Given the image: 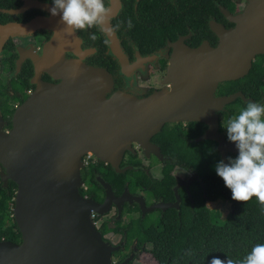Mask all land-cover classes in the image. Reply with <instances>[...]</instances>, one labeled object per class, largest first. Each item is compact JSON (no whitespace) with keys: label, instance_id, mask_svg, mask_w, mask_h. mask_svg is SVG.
<instances>
[{"label":"flooded vegetation","instance_id":"obj_1","mask_svg":"<svg viewBox=\"0 0 264 264\" xmlns=\"http://www.w3.org/2000/svg\"><path fill=\"white\" fill-rule=\"evenodd\" d=\"M104 2L111 9L108 32L99 28L80 31L66 28L62 13L51 14L53 0H0L1 131H10L17 108L32 96L39 84L62 83L68 75L79 72L81 65L108 72L113 81L108 97L115 92H125L145 98L170 90L175 80L171 72L175 56L188 58L183 50L197 49L203 44L219 48V24L226 28L237 27L249 0ZM6 27L8 31L4 30ZM92 34L97 36L96 40L90 38ZM105 39L109 44L104 43ZM262 55L264 53L256 54L253 62ZM228 81L232 80L223 82ZM221 83L215 89L216 98L243 92L240 88L222 92ZM263 91L260 90L259 99L243 93L248 101L260 103ZM248 101L238 97L226 105L239 107ZM216 113L221 122L222 111ZM207 128L206 122L197 120L165 122L152 136V144L143 147L133 142L118 167L100 160L93 152L85 154L81 194L92 199L101 210L108 190L111 191L108 210L94 211L92 217L104 240L120 246L112 253L113 264L124 261L131 253H135V257L130 264L142 254H151L150 244L141 238V233L152 228L155 232L164 231L161 227L167 225L170 216L181 219L182 212L189 213L196 204L219 210L212 205L219 196L210 198L205 176L191 165L173 163L174 155L202 150L189 148L188 143L197 141ZM205 140L211 139L201 141ZM87 155L88 164L84 161ZM232 155L238 154L229 152L228 160L229 156L234 157ZM0 179L4 184L1 174ZM128 231L140 234L129 237Z\"/></svg>","mask_w":264,"mask_h":264},{"label":"water","instance_id":"obj_2","mask_svg":"<svg viewBox=\"0 0 264 264\" xmlns=\"http://www.w3.org/2000/svg\"><path fill=\"white\" fill-rule=\"evenodd\" d=\"M238 22L235 28L219 24V48L203 44L183 50L188 58L176 55L172 88L145 98L108 97V72L83 65L62 83L39 84L17 108L10 131L0 130V174L4 184H17L13 217L22 234L21 242L0 241V264H113L120 246L104 240L92 217L108 210L111 191L101 210L80 191L88 152L118 167L133 142L152 144L165 122L197 120L208 124L197 141H217L226 163L229 152L238 154L220 132L216 112L238 97L250 99L241 91L219 98L214 92L218 83L246 76L256 54L264 53V0H249Z\"/></svg>","mask_w":264,"mask_h":264},{"label":"trees","instance_id":"obj_3","mask_svg":"<svg viewBox=\"0 0 264 264\" xmlns=\"http://www.w3.org/2000/svg\"><path fill=\"white\" fill-rule=\"evenodd\" d=\"M238 88L256 99L261 98L260 90L264 89V55L253 62L245 77L220 84V89L225 93ZM246 104L243 103L239 107L226 105L222 111L220 131L224 132L226 137L227 130L224 125L230 118L239 114ZM260 104H264V96ZM188 144L189 148L202 150L174 155L173 163L191 165L205 176L210 198L219 196L229 202L230 214L239 218L246 226L245 237L235 245L227 223L222 221L220 210L196 204L189 213L182 212L181 219H172L170 216L167 225L161 227L164 231L155 232L153 228L148 229L146 233H141V238L150 244V252L158 264H212L213 258L242 260L255 244L264 243V204L256 197L247 202L232 199L231 190L225 186L215 170V166L223 161L215 141L192 140ZM232 156L235 158L237 155ZM16 190L17 184L14 181L4 185L0 179V239L20 242L22 234L12 216ZM136 234L140 233L128 231L129 237Z\"/></svg>","mask_w":264,"mask_h":264},{"label":"clouds","instance_id":"obj_4","mask_svg":"<svg viewBox=\"0 0 264 264\" xmlns=\"http://www.w3.org/2000/svg\"><path fill=\"white\" fill-rule=\"evenodd\" d=\"M53 5L51 14L62 13V22L70 30L99 28L110 31L107 25L111 9L104 0H53ZM132 26L129 20L128 27ZM90 38L96 40L97 36L92 34ZM109 42L104 40L106 45ZM224 127L228 140L235 143L238 155L229 157L228 163L220 161L215 166L217 175L231 190L233 200L247 202L256 197L264 204V104L248 101ZM212 264H264V243L255 244L242 260L213 258Z\"/></svg>","mask_w":264,"mask_h":264},{"label":"rangeland","instance_id":"obj_5","mask_svg":"<svg viewBox=\"0 0 264 264\" xmlns=\"http://www.w3.org/2000/svg\"><path fill=\"white\" fill-rule=\"evenodd\" d=\"M212 205L219 208L222 221L227 223L228 229L233 236V242L238 245L245 237L246 226L239 218L230 214V204L223 197H219ZM134 264H158V262L152 257V254L146 253L140 255Z\"/></svg>","mask_w":264,"mask_h":264},{"label":"built area","instance_id":"obj_6","mask_svg":"<svg viewBox=\"0 0 264 264\" xmlns=\"http://www.w3.org/2000/svg\"><path fill=\"white\" fill-rule=\"evenodd\" d=\"M89 153H91V152H89ZM88 155H89V154H88ZM88 155L84 158V161H85L86 164L89 163V157H88Z\"/></svg>","mask_w":264,"mask_h":264}]
</instances>
